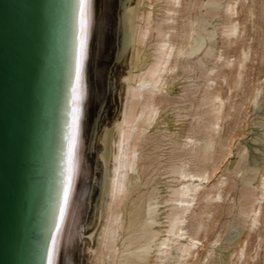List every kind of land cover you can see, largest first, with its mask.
I'll list each match as a JSON object with an SVG mask.
<instances>
[{
  "label": "bare ground",
  "instance_id": "6f19581e",
  "mask_svg": "<svg viewBox=\"0 0 264 264\" xmlns=\"http://www.w3.org/2000/svg\"><path fill=\"white\" fill-rule=\"evenodd\" d=\"M199 1L162 0L163 5L154 10L152 0H63L60 43L65 52L61 102L56 109L52 153L46 165L49 176L45 178L46 190L40 206L43 214L35 236L38 264H216L213 247L219 238L208 239L212 227L210 223L205 225V220L209 219L210 207L216 212L228 196V200L234 196L229 193L240 173L242 187L238 189L234 215L241 220L248 219L246 238L254 234L259 242L262 240L257 232L261 220L264 221V173L255 178L256 185L252 186L254 183L246 173L254 175L256 168L240 164L244 148L237 153L236 167L231 171L228 165L225 167L242 134L224 138L221 122L232 117L229 111L238 112L241 105L236 106V110L228 102L226 107L227 99L225 102L221 91L209 90L214 83L212 76L207 75L199 103V107L206 106L200 113L201 121L206 115L205 121L197 122L186 135L180 136L184 141L172 139L170 142L172 152L177 153L169 156L173 162L168 167L169 174L177 178L173 180L174 185L167 186V198L159 199V187H152L145 194L140 191L142 186L148 185L143 180L150 176L152 162L144 161L141 150L148 144L146 136L153 122L160 118L162 106L169 103L164 94L176 78V68L181 65L186 69L191 60L203 53L212 55V43L207 42L211 31L202 22L221 14L222 47L234 49L245 32L239 13L246 9L245 17L255 27V4H263L261 0H250L252 5L248 4L249 0H226L221 11L218 0L201 1L198 8ZM116 5H119L118 13L114 12ZM197 8L200 14L205 11L202 19L195 13ZM81 11L85 13L87 28L79 79L80 99L76 102L80 111L73 138ZM153 37L157 40L152 52L142 56L140 53ZM243 42L245 46L238 49L237 58L230 61L221 50L212 63L221 69L234 66L232 81L236 87L241 84L244 62L252 51L247 39ZM92 61L95 62L92 70L96 87L91 85ZM214 68H210V72ZM225 76L222 72L215 78ZM110 77L114 79L111 90L115 100L112 102L117 104V109L113 117L103 122L106 105L99 113L94 111V101L104 97L105 79ZM261 83L252 89V95L249 93V104L255 108L264 98ZM224 172H229L228 176L222 174ZM230 207H227L229 211ZM84 234L87 238L81 245ZM238 245L236 260L245 261L248 245L245 240ZM232 253L231 250L225 254L223 260H228Z\"/></svg>",
  "mask_w": 264,
  "mask_h": 264
},
{
  "label": "water",
  "instance_id": "95a60500",
  "mask_svg": "<svg viewBox=\"0 0 264 264\" xmlns=\"http://www.w3.org/2000/svg\"><path fill=\"white\" fill-rule=\"evenodd\" d=\"M63 12V0H0V264H38Z\"/></svg>",
  "mask_w": 264,
  "mask_h": 264
},
{
  "label": "rangeland",
  "instance_id": "374dc122",
  "mask_svg": "<svg viewBox=\"0 0 264 264\" xmlns=\"http://www.w3.org/2000/svg\"><path fill=\"white\" fill-rule=\"evenodd\" d=\"M152 1H153L154 10L155 9L158 10L159 6L163 5L161 3L162 0L161 1L152 0ZM201 1L205 3L207 0H200L198 3V8L201 6ZM225 1L226 0H218L219 8L221 11L223 10L222 6ZM261 2L263 3L262 5H260L259 3L255 4V15L257 16V18L253 21L255 22V27H252V24L245 17L246 15L244 12H246V9L243 12L240 11L241 13H239V16H240L239 21L242 24L243 23L245 24L246 22L245 25L243 24V27H244L243 30L245 32L243 35L244 38L240 39L238 45L234 49L233 47H231V49L225 50L222 47V37L220 36V30H221L220 26H221L223 17L221 16V14H216V16L208 18L206 21L202 22L205 25V27L211 31L210 32L211 39L207 40V42L212 43V50H211L212 55L206 56L203 53L197 59L191 60V63L188 66H185L186 69L181 67V65H179L178 68H176L175 70L176 72H174V75L177 74L175 75L176 78L175 80L169 83L168 88L166 89V93L164 94V96L167 97V100L169 101V103L162 106V109L160 110V118H159L161 120L158 119L156 121L158 124L156 122H153V124L151 125L149 129L150 131L148 132L146 136L149 140L147 142L148 144L146 147H144L141 150V153L145 155L144 161L145 162L152 161L151 167H150L151 174L150 176L145 177L143 180V183L146 182L148 183V185L142 186L140 188L141 194L147 193L148 191H150L152 187H157V188L159 187L158 188L160 191L159 199H165L167 198L166 196L168 194L166 191H169L167 186L175 184L173 180L177 178V176H172L171 174H169L168 167L173 164V162L169 160L170 157L173 156L177 152H174V153L172 152L170 142L173 140L176 142L184 141L185 139L180 136L186 135L187 130L190 129L192 125L193 126L196 125V123L199 121L200 122L205 121L206 115L202 117L204 120L201 121L200 113L205 111L206 106L199 107V103H200V99L203 96L202 91L205 88L206 79L208 78L207 75L209 77L212 76L214 80V83H212L211 85L212 88H210L209 90H220L221 91L220 94L224 98L225 102L227 99L226 107H227L228 102H230L232 107L235 108L236 110H237L236 106L241 105L240 107L241 109L238 110V112L234 111V109L231 110L232 112L229 111L230 116L232 117H229V119L226 118L225 119L226 121L223 120L221 122L222 127H223L222 133H223L224 138H226L229 135L233 136L235 134H242L241 136L242 140L236 141V143L234 144L232 148V152H233L232 158L225 165V167L228 165L227 167L229 168V171L234 169L236 167L234 162L238 160L237 153L239 152V150L244 151L245 149L243 153L244 159L241 161L240 164H242V166H248L249 164L255 166L256 169H255L254 175H253V172L246 173V176L252 179V184L254 183L252 186L256 185L255 178L260 173H264L263 171L264 170V101H263L264 98L262 99L260 104H258L256 108L253 106H250L249 104V98L252 95V89L254 87H257L256 85H259L261 82H262L261 87L262 86L264 87V63H262L264 61V53H263L264 51V0H261ZM248 4L252 5V3H250V0ZM198 8L195 11V13H197V16L200 19H202L205 11H203V13L200 14L199 12L200 9ZM118 9H119V5H116L114 7V10H115L114 12L118 13ZM206 9H208V7ZM155 13H156L155 15L158 14L157 12ZM191 13L193 14V12ZM178 22H180L179 19H178ZM199 22L197 24L200 25L201 23ZM258 32L259 33L261 32V33L258 34ZM116 34H118V29L115 31V36ZM116 37H117L116 41L118 42V35ZM246 39L252 51H251V54L248 55V58L246 59V61L244 62L246 67L243 69L244 71L242 73L243 76L241 75V79L243 82L241 81V84L236 87L234 81H232L235 67L230 66L229 68L227 67L223 69L216 68V66H213L212 64L214 63L213 58L215 57V55L219 54L221 50L223 52V56L230 59V61L234 58H237L238 49L245 46L243 43H246V42H243V41H245ZM156 40L157 39H155L154 37L149 39L145 49H143V51L140 54L142 56H145L146 53L147 54L151 53L152 47L156 44ZM260 47L262 48V50ZM219 48L221 49L219 50ZM113 51L114 53L116 52L115 50ZM261 51H262V55H261ZM199 60L201 61V63H199ZM96 61H97V58H95V62ZM95 62L93 63L92 61L90 63L91 64L90 73H91V85L96 87L95 75L93 74V70H92V66L95 65ZM218 64H220V61L217 63V66ZM210 66L215 67L214 68L215 71L213 70L212 72H210V68H212ZM202 68H204V70ZM221 71L226 74L225 78L224 79L221 77L215 78L216 76L222 73ZM199 73L200 74L202 73V75H200ZM112 80H114L113 77L112 79L110 77L109 80L105 79L106 88L104 91V97L100 101H96V100L94 101L95 103L94 111L96 112L99 111V113H101L102 107L106 105L104 111L102 112L103 122H105L104 119L113 117L117 109V104L114 102L116 104L115 105L112 102L115 100V98L113 99L114 94L112 93L113 91L111 90V89H114L113 86L115 85L114 82H112ZM111 83L113 84V86ZM263 92H264V89H263ZM249 93H251V95ZM112 105H114L115 107ZM201 109L202 111H200ZM162 122H164L163 125H162ZM168 127H170L171 129ZM86 154L88 157L90 158L92 157L91 153H89L88 150H86ZM222 174L228 176L229 172H224ZM241 174L242 173L238 174L239 176H237L235 180L234 188L229 193V194H233L234 196L231 197L230 200H228L229 196L225 199L223 204H221L222 206L221 205L219 206L222 208V210H220L221 208L218 207L217 211L215 212L214 207H210L211 212L209 215V219L205 220V225L208 226L210 223L212 227V230L209 229L208 239L215 240L216 238H219V242L217 244L219 246L215 245L213 247V250H214L213 257H214V261L215 262L217 261L216 264H220V263L221 264H225V263L226 264H243V263L244 264H264V221L261 220L262 225L258 226L260 228L257 233L260 234L259 236L262 237V240L259 242V240L254 234L250 233L251 235L248 238L245 237V234H247V231H248V223H247L248 219L241 220V219H238L237 216H235L236 208L234 207H236L238 204L237 193L239 191L238 189L242 187V181L240 180ZM218 176L214 178L213 180L214 182H216L215 180L218 178ZM255 192L256 191H254L253 194H255ZM92 196L94 197V199L95 197H97V188L96 190L93 191ZM228 206H231L230 211L227 209ZM89 211L90 209L88 210V212ZM223 212H226V213L223 214ZM235 218L237 220H235ZM84 238L85 240L87 238L85 234L81 236V240L79 242L81 245L85 244L83 242ZM243 240H245V242L248 245V248H247L248 258H246L245 261L242 258L239 262H237L236 253L239 249L238 244L242 243ZM224 250L225 252H223ZM231 250L233 251V253L230 257H233V259L232 258L230 259L229 257L228 260L224 261L223 260L224 255L227 254Z\"/></svg>",
  "mask_w": 264,
  "mask_h": 264
},
{
  "label": "snow or ice",
  "instance_id": "6c2138e0",
  "mask_svg": "<svg viewBox=\"0 0 264 264\" xmlns=\"http://www.w3.org/2000/svg\"><path fill=\"white\" fill-rule=\"evenodd\" d=\"M81 19H80V64L77 67V73H76V81H77V89H76V99L74 101V107H73V116H72V126H73V138L75 137V130L77 127V120L79 116V108L76 106V102L79 101L80 95H79V79H80V71L84 60V54H85V31L87 28V20L84 11H81ZM75 141L73 139V145L74 148ZM67 202V196L65 194V203Z\"/></svg>",
  "mask_w": 264,
  "mask_h": 264
}]
</instances>
